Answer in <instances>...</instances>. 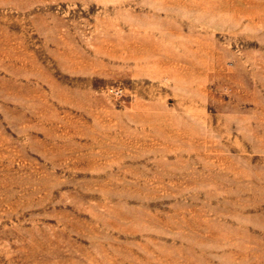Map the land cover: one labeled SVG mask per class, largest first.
Masks as SVG:
<instances>
[{
    "label": "rangeland",
    "instance_id": "374dc122",
    "mask_svg": "<svg viewBox=\"0 0 264 264\" xmlns=\"http://www.w3.org/2000/svg\"><path fill=\"white\" fill-rule=\"evenodd\" d=\"M0 264H264V0H0Z\"/></svg>",
    "mask_w": 264,
    "mask_h": 264
}]
</instances>
